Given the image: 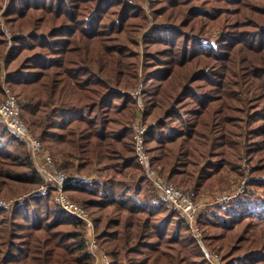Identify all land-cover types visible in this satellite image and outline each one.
Segmentation results:
<instances>
[{"label": "trees", "instance_id": "obj_1", "mask_svg": "<svg viewBox=\"0 0 264 264\" xmlns=\"http://www.w3.org/2000/svg\"><path fill=\"white\" fill-rule=\"evenodd\" d=\"M34 12L40 14L32 17ZM2 15L13 47L1 59L8 40L0 25V99L4 80L57 168L83 170L93 157L106 161V181H73L68 189L72 196L92 197L81 200L88 209L116 204L121 210L104 222L94 219L110 264H127V253L136 255L129 259L135 264H160L179 244L182 228L199 257L187 264H210L185 219L173 222L177 210L154 192L140 202L138 187L131 192L126 186V174L140 171L130 125L136 98L126 91L135 86L141 57L152 164L176 184L194 186L197 197L226 167L241 175L242 156L249 158L250 172L264 170V0H11ZM209 27L219 31L215 42ZM2 60L4 68L12 62L15 67L4 74ZM145 181L150 183L140 176L139 182ZM40 183L24 144L0 121V197ZM248 192L236 198L238 209L220 203L213 204L215 210L204 207L198 222L210 249L221 253L208 239L223 234L210 238L208 227L227 232L253 216ZM166 210L170 217L153 223L152 215ZM174 224L175 234L164 236ZM257 251L221 258L224 264H254ZM142 253L147 255L141 261ZM0 264H93V259L82 221L46 194L12 209L0 206Z\"/></svg>", "mask_w": 264, "mask_h": 264}, {"label": "rangeland", "instance_id": "obj_2", "mask_svg": "<svg viewBox=\"0 0 264 264\" xmlns=\"http://www.w3.org/2000/svg\"><path fill=\"white\" fill-rule=\"evenodd\" d=\"M10 2H11V0H1V2H0V25L2 27L1 29L5 33L6 38L8 40L7 44L5 46L6 51H4V55L1 59L6 58L9 55V52L11 51V49L13 47V41L11 39L12 33H11V31H9L6 24L4 23V18L2 15V12L6 11L8 9ZM147 2L149 3V1H147ZM143 5L146 6L145 2L142 4V6ZM39 14L40 13H38V12H34V13H32V17H37ZM149 18H150V20H152V16L149 15ZM150 22H152V21H150ZM207 33L212 38L211 42H215V39L217 40L220 37L219 31H217L215 27L207 28ZM14 67H15V63L12 62L4 68L3 60L1 61V71L3 73L6 71V69H7V71H9L10 68H14ZM146 71H147V69L144 68L142 58L140 57V61H138V74H137L138 76H137V81L135 83V86L126 91V92L130 93V95L133 96V93L136 90H139V95H140V98H141V101L143 104L142 114H143V111L145 108L144 98L142 97V93H143L142 81L144 79V75H145ZM2 85H3L4 89L7 88L5 83H4V80H3ZM14 92H17V90L14 89ZM135 102H136V105H135V111H136L135 116H136V113L138 111V100H137V98H136ZM24 120L26 121L27 124L30 123L27 116H25ZM0 121H1V119H0ZM145 121L146 120H144V122ZM130 125H132V123ZM242 134H243L242 137L239 138L240 144L243 143V140L245 137V132H243ZM34 135H36V134H34ZM36 136H38V135H36ZM252 154H254V153L252 152ZM93 158H94V162L90 165V167H88L86 169L80 170L79 167L78 168L74 167V168H72V170L66 171L72 175L77 174V175H81L82 177L84 176L85 179H79V180L76 179L74 181V183L75 182H77V183L82 182L81 180H85V182L98 181V180H100V177L102 178L101 181H106L108 179L106 176L107 171L105 172L103 169L104 166L106 165V161L103 160V162L97 163L95 161V157H93ZM257 158L259 160L260 157L258 156ZM209 159H210V157L206 156V158L204 159V162H206ZM248 160H249V158L246 155V156H242L241 160L239 161V164H241V166H242L241 175L234 173L233 171L230 170V168L226 167V170L220 171V172H222L220 174V176H218V174H217L213 178L212 182L210 184L208 183L209 185L207 184L208 186L206 185V187L204 189H202V190L200 189L199 190V197H197V194H196V197H197V199H203V200L207 199L206 201H208V199L215 198L221 192H225V191L233 192V191H238L239 189H242L246 192L249 190V192H248L249 194H247L246 198H248V196L250 198L249 199V205H250L251 211L253 212L252 217L246 216L243 219L244 221L241 224H235L234 227L229 229L227 232H222L221 229H215L213 227H208L206 229L205 233H206V235L209 234L211 236L210 238H213V236H215L219 233L223 234V237L221 239H211V240L208 239L209 243L211 242V244L213 246H216L218 249L219 248L221 249V253L217 252L220 255V257H221V255L228 254L230 252H233L234 254H236V253L243 254V251H245V250H247V251L248 250L249 251L258 250L257 252H260V253L255 256V259H254L255 263L254 264H264V259L262 260V262L260 261V259L264 258V185L262 184L263 186L262 185L251 186L249 184L252 180H263L264 181V170H261L260 172H256V173L250 172L248 169L252 165L250 163H248ZM79 162H80V160H79ZM204 162H202V164H201L202 166H204ZM262 162L264 163V160ZM77 163H78V160L76 161V164ZM17 168L19 170L23 169V167H21V166H19ZM155 169L160 173V175L167 176L166 172L161 171L160 165H158V166L155 165ZM100 171H101V175H100ZM140 176H143L141 170L136 173V176H128V173H127L126 178H125L126 186L128 187V189L131 192H134L135 188L138 187V189L136 190L137 200L140 202H144V198L146 196L149 197L150 194L153 192L157 195L158 198L162 199L161 196L158 194V192H156V190H154L151 187L150 183H148L147 181H145L143 183L139 182ZM170 181H172V180L170 179ZM91 182H88V183H91ZM173 183L176 184V182H173ZM71 184H72V182L67 186V190H68V193L73 200L84 205L81 202V200L83 201L86 198L92 199V197H89V195L86 193H78V195L72 196L70 190L68 189V187ZM176 185L181 186V187H187V188H193L194 187V186L189 185V184H179L178 183ZM27 187H29V186L27 185L25 188H22L20 190H16V185L13 184V188L16 191H13V192L8 191L7 193H3L2 195H4V197H0V200L8 201L11 199H15V198H18L19 196H22L23 194H26V193H28V192H30L36 188V187H32V188H30V187L27 188ZM119 190H121V189H119ZM243 197H244V195L241 196V198H243ZM243 199H245V198H243ZM238 201L239 200L235 199L229 204H220V205L222 207H227L228 205H230V207H232L234 209H238L237 208V202ZM214 205L216 206V204H214ZM215 206L208 207V208H206V210H208V211L215 210L216 209ZM84 207H85V205H84ZM209 208H211V210H209ZM86 209L89 212V214L91 215L93 222H94V219L98 218L99 216H101L103 218V222H104V220H106L107 218L116 217L120 213H122L121 210L118 209V206L116 204L104 205L101 208L99 206H91L89 209L88 208H86ZM168 211L169 210H166V213H163V212L154 213V215H152L153 223H155V222L160 223L161 219L169 218L170 216H168ZM173 215H174V217H173L174 223H177L178 221L181 220V217H182L181 214H180V216L176 215V214H173ZM140 216L144 217L145 215L141 214ZM167 221L168 222L166 225H168L169 219ZM82 223H83V221H82ZM94 228H95V224H94ZM246 229H248V232H244ZM174 231H175V224H174V227H172V228L170 227V229H168L167 232H162V234L163 235L165 234L164 236H166V237L172 236L173 234H175ZM95 232H96V229H95ZM187 234L188 233L185 232L184 228H182L181 232H180L181 237H179L181 239H180V241H178L179 244L175 243L172 247L173 249L170 248L168 250V255H166L164 257L162 256L160 264H166V262H168L169 259L173 262V264H187V263H191L193 260L199 259V257L197 256V253H196V249L192 248L191 244L186 243V241H188ZM243 235H245L247 239L240 241V238ZM175 236H178V235H175ZM182 236H185V237L183 238ZM202 236H203V233H202ZM203 241H204V239H203ZM206 243H205V245L207 246L208 249H210V247ZM182 244H185V245L183 246ZM180 246H181V249H180ZM233 247H236V249L233 250ZM99 248L102 251L105 250V249L103 250L100 246H99ZM210 250H212V249H210ZM177 251H179V252H177ZM212 251H214V250H212ZM104 252L106 253V251H104ZM240 252H242V253H240ZM122 254H124V253H122ZM246 254H248V252ZM146 255L147 254H145V253L139 254V258L141 259V261L143 260V258H145ZM170 255L172 257H170ZM134 256H136V255L133 253H127L126 258L124 257V260L126 261L127 264H135V261L129 260L130 258L133 259ZM221 260H222V258H221ZM147 262H148L147 264H152V261L148 260ZM221 262L224 264L223 260Z\"/></svg>", "mask_w": 264, "mask_h": 264}, {"label": "built area", "instance_id": "obj_3", "mask_svg": "<svg viewBox=\"0 0 264 264\" xmlns=\"http://www.w3.org/2000/svg\"><path fill=\"white\" fill-rule=\"evenodd\" d=\"M4 90L5 97L0 99L1 121L24 144L41 177V183L32 191L18 198L8 201L0 200V206L12 209L17 205L24 204L33 195L51 194L54 204L59 209L83 221V236L87 249L93 258V264H110L109 256L99 248L91 215L84 205L71 198L67 190V186L71 182L76 179H85L84 176L72 175L57 168L50 152L44 147L41 139L32 133L22 117L20 104L16 97L9 89L5 88ZM133 96L138 100V111L131 125L132 137L136 161L140 166L142 175L151 183L161 198L185 219L206 260L210 264H223L220 255L205 245L199 227V217L206 205L229 204L244 193V190L221 192L215 198L206 201L207 199H197L195 189L178 186L170 181L167 176L160 175L152 164V158L146 148L147 125L143 121V104L139 90H136Z\"/></svg>", "mask_w": 264, "mask_h": 264}, {"label": "water", "instance_id": "obj_4", "mask_svg": "<svg viewBox=\"0 0 264 264\" xmlns=\"http://www.w3.org/2000/svg\"><path fill=\"white\" fill-rule=\"evenodd\" d=\"M1 119V118H0Z\"/></svg>", "mask_w": 264, "mask_h": 264}]
</instances>
